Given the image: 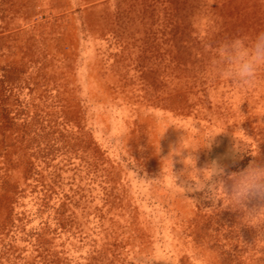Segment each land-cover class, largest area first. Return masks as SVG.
Listing matches in <instances>:
<instances>
[{"label":"rangeland","instance_id":"374dc122","mask_svg":"<svg viewBox=\"0 0 264 264\" xmlns=\"http://www.w3.org/2000/svg\"><path fill=\"white\" fill-rule=\"evenodd\" d=\"M259 31L264 0H0V264H264L239 213L177 195L170 153L218 134L197 167L264 161V69L210 70Z\"/></svg>","mask_w":264,"mask_h":264},{"label":"clouds","instance_id":"9594fccd","mask_svg":"<svg viewBox=\"0 0 264 264\" xmlns=\"http://www.w3.org/2000/svg\"><path fill=\"white\" fill-rule=\"evenodd\" d=\"M262 69L264 31H259L252 37L240 36L220 42L215 48L210 64V70L215 76L241 87L253 85ZM217 135L207 136L204 144L195 149L180 148V143L172 149L171 167L173 168V156H179L184 165L179 173L172 170L177 195L190 199L187 193H203L202 199L212 202L211 207L207 208L214 209L220 204L223 209L239 213L238 223L241 226L252 228L257 236L264 237V161L253 159L246 167L230 171V165L224 163L225 160L235 165L245 155H249L234 143L223 156L209 159L203 166L197 167L198 152L201 149L211 152ZM185 152L187 155H184ZM252 156L256 157L258 154ZM138 167L139 171H142L143 162L139 163ZM181 178L183 180L178 184L177 181ZM138 179L148 182L158 178Z\"/></svg>","mask_w":264,"mask_h":264}]
</instances>
